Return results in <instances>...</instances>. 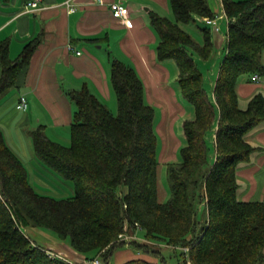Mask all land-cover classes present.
<instances>
[{
    "label": "trees",
    "instance_id": "1",
    "mask_svg": "<svg viewBox=\"0 0 264 264\" xmlns=\"http://www.w3.org/2000/svg\"><path fill=\"white\" fill-rule=\"evenodd\" d=\"M222 2L228 38L215 100L194 56L207 60L215 51L212 28L203 21L217 15L209 1L170 0L174 20L150 14L160 39L158 58L175 61L180 91L194 108V117L183 124L181 159L167 166V200L158 197L155 108L146 102L136 70L122 60L111 64L116 114L83 86L68 92L76 106L69 146L50 139L42 125L31 131L37 156L74 183V195L56 198L37 191L0 129V264H71L33 241L26 231L30 226L70 239L87 258L103 249L111 264L113 252L125 245L119 235L135 232L136 222L144 233L131 245L159 261L139 258L124 264H169L163 244L190 246L193 264H261L264 200L239 198L237 167L256 149L247 134L264 121V95L256 93L242 107L237 86L245 74L264 75V0ZM197 20L205 23L202 42L184 28ZM40 43V36L32 39L12 59L9 41L1 42L0 97L17 86ZM213 130L212 160L208 137ZM206 196L209 222L203 223L198 209ZM174 249L177 264H188L184 252Z\"/></svg>",
    "mask_w": 264,
    "mask_h": 264
},
{
    "label": "crops",
    "instance_id": "2",
    "mask_svg": "<svg viewBox=\"0 0 264 264\" xmlns=\"http://www.w3.org/2000/svg\"><path fill=\"white\" fill-rule=\"evenodd\" d=\"M28 1L0 0V44L9 41L12 59L20 56L29 41L41 38L17 86L0 97V129L7 144L26 166L31 184L39 192H50L55 189L51 177L60 178L37 156L31 131L42 125L50 139L69 146L76 106L68 92L83 86H88L116 114L118 101L111 83V64L113 59H119L136 70L144 83L145 100L155 108L158 197L160 201L167 200L170 193L161 185L162 164L180 161V150L185 144L183 124L194 117L193 106L180 91L175 61H161L157 55L160 39L150 14L155 12L171 18L170 0H70L75 8L73 11H69L67 0H42L40 9L26 11ZM113 2L129 7L127 20L114 17ZM211 2L215 4V7L210 4L212 10L219 15L220 29L212 30L215 48L219 51L223 47L226 49L228 24L226 31L223 27L228 18L222 0ZM69 45L74 49L70 50ZM76 50L82 53L77 54ZM262 60L264 62V51ZM251 76H241L237 86L242 107L256 93L264 95V75H260L257 82L252 81ZM21 94L28 99L26 110L17 109ZM211 94L213 96V91ZM247 140L256 149L248 161L237 167L238 195L244 201L264 200V121L247 134ZM71 183L67 184L69 192H75L74 183ZM26 231L47 250L86 264L83 261L87 256L66 240L49 231L31 230L34 236L41 238L42 243H39L28 229ZM139 258L159 261L129 245L114 251L110 263L124 264Z\"/></svg>",
    "mask_w": 264,
    "mask_h": 264
},
{
    "label": "rangeland",
    "instance_id": "3",
    "mask_svg": "<svg viewBox=\"0 0 264 264\" xmlns=\"http://www.w3.org/2000/svg\"><path fill=\"white\" fill-rule=\"evenodd\" d=\"M210 4H211L212 7H215L214 6L215 4L213 2H211V0H210ZM221 13H222V11H221ZM171 19H173V20L175 19L173 13L171 15ZM220 22L222 23L223 20L220 21ZM204 24H205L204 22H202L200 20H197L196 22H192V23H190L188 25H184V28L187 31H189L194 36V38H196L199 42H202L203 36H202L201 31H200V27L201 26L204 27L205 26ZM227 24H228V22L226 20V22L224 23V27H223V29H225V31H226ZM225 53H226L225 47L221 48L219 51H218L217 48H215L213 56L210 59H207V60L201 58L196 53H194L195 59H196L198 65H199V67L201 68V71L204 74L205 86L209 90L210 93L214 89L213 87H214V85L216 83V80L218 78L219 71H220V64H221L222 59L225 56ZM213 97H214V100H215L214 91H213ZM213 132H214V130L212 131V133H210V135L208 137V146L210 148V156H211L212 160L214 159V156H215V144H214V137H213L214 133ZM69 143L71 144V142H69ZM70 144H68V145H70ZM162 165H164V168L162 167L161 185H162L163 188H166V189L168 188L169 193H170V183H169V180H168V173H167L168 164L166 163V165L165 164H162ZM56 176H59V175H56ZM59 177L61 178V179L59 178V180H62V182L57 180L55 177L54 178L51 177L55 181V189H53L50 192H41V191L40 192L45 194V195L56 197V198H65V197L74 195L75 192H69V189L67 187V184H72L71 181L67 180V179H64L63 177H61V175ZM57 185H58V187H57ZM169 196H170V194H169ZM198 213H199V218L201 219V221L203 223L206 222V221H207V223L209 222V207H208L207 196H206L205 200L200 204V207L198 209ZM135 226H136V231L135 232H129V233H134V234H136L139 237V239H141L142 238L141 236H143V233H144V228H142L143 226L140 223H138V222H136ZM26 229H28L29 233L33 237H35V240L37 242L42 243V241L40 240L41 238L39 236L36 237V236H34V234H32V231H35V230L38 231L41 228L30 226V227H27ZM42 230H44V229H42ZM44 231H46V230H44ZM51 233H53V232H51ZM53 234L58 237L57 234H55V233H53ZM61 240H63V239H61ZM66 241L70 244V239H67ZM132 242H130L129 244L125 243L124 246L128 247L129 245H131ZM162 247H163V249H162L163 254L168 258L169 264H177L178 263V257L175 254H173L172 249L175 248L174 250H177V251H181V250L178 247H175V246H172V245H167V244H163ZM187 247L190 248V246H187ZM132 248H133V246H132ZM56 250H60V248L56 249ZM100 252L102 254H100ZM93 255H94L93 257L99 255L101 260H102V264H106L105 257L103 256L104 255V250L103 249L98 251L96 254H93ZM189 261H190L189 264H193V260L191 259V257H189ZM83 262L86 263V259ZM75 263H77V262H75ZM187 263H188V261H187ZM79 264H80V262H79ZM261 264H264V260L261 262Z\"/></svg>",
    "mask_w": 264,
    "mask_h": 264
},
{
    "label": "built area",
    "instance_id": "4",
    "mask_svg": "<svg viewBox=\"0 0 264 264\" xmlns=\"http://www.w3.org/2000/svg\"><path fill=\"white\" fill-rule=\"evenodd\" d=\"M65 3H67V6L69 8V11H73L75 8L73 6V4L70 2V0H67ZM42 7V0H30L27 2L26 4V11H35V10H38ZM111 9H112V12H113V15L114 17L116 18H119V19H126L129 15V7L120 3V2H113L111 4ZM218 17L219 15H216L215 17H203V21L210 25L212 27V29L214 30H219L220 29V26L218 24ZM222 17V16H221ZM127 20V19H126ZM127 23V21H126ZM129 26H131L132 24L131 23H128ZM68 48L70 50H73L74 47L72 45H69ZM76 53L77 54H81L82 52L79 51V50H76ZM251 79L252 81H259L260 79V75L259 73H254L252 74L251 76ZM28 108V99H27V96L25 94H21L19 99H18V102H17V109L19 110H26ZM120 241L126 243V244H129L130 242H132L133 240H136V239H139V237L134 234V233H129V232H124V233H121L119 235V238H118ZM178 248L180 250H182L184 252V255L188 261V264L190 263L189 261V255H190V248L187 247V246H178ZM49 254L51 257H61L62 259L70 262L71 264H79V263H75L73 261H70L68 258H66L65 256H62V255H59L53 251H49ZM86 264H102V260L100 258V256H95V257H91V258H88L86 260Z\"/></svg>",
    "mask_w": 264,
    "mask_h": 264
}]
</instances>
